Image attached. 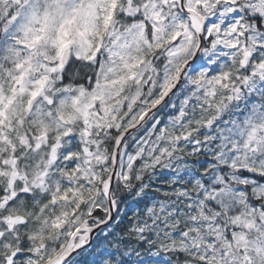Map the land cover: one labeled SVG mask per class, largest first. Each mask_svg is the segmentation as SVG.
<instances>
[{"label": "snow or ice", "instance_id": "1", "mask_svg": "<svg viewBox=\"0 0 264 264\" xmlns=\"http://www.w3.org/2000/svg\"><path fill=\"white\" fill-rule=\"evenodd\" d=\"M0 264H264V0H0Z\"/></svg>", "mask_w": 264, "mask_h": 264}]
</instances>
